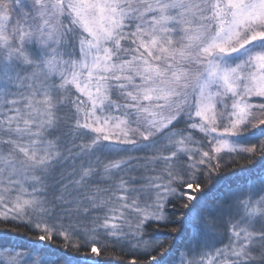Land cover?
Returning a JSON list of instances; mask_svg holds the SVG:
<instances>
[{
    "label": "snow or ice",
    "instance_id": "snow-or-ice-1",
    "mask_svg": "<svg viewBox=\"0 0 264 264\" xmlns=\"http://www.w3.org/2000/svg\"><path fill=\"white\" fill-rule=\"evenodd\" d=\"M0 264H264V0H0Z\"/></svg>",
    "mask_w": 264,
    "mask_h": 264
},
{
    "label": "trees",
    "instance_id": "trees-1",
    "mask_svg": "<svg viewBox=\"0 0 264 264\" xmlns=\"http://www.w3.org/2000/svg\"><path fill=\"white\" fill-rule=\"evenodd\" d=\"M161 238H163V237H161Z\"/></svg>",
    "mask_w": 264,
    "mask_h": 264
}]
</instances>
